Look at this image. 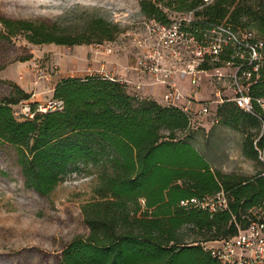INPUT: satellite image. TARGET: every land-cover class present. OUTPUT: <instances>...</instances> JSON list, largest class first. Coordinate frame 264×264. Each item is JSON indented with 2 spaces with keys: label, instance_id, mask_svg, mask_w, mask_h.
I'll return each instance as SVG.
<instances>
[{
  "label": "trees",
  "instance_id": "obj_1",
  "mask_svg": "<svg viewBox=\"0 0 264 264\" xmlns=\"http://www.w3.org/2000/svg\"><path fill=\"white\" fill-rule=\"evenodd\" d=\"M180 2L179 8L189 10L203 0ZM141 4L147 16L170 21L156 2ZM196 12L235 25L247 16L264 32V0H214ZM0 24L5 35L22 34L33 43H104L119 31L103 17L92 18L80 32L46 19L3 14ZM17 86L22 97L31 96ZM250 92L264 96V77ZM53 97L63 99L64 107L33 117L14 113L19 98H0V139L15 147L25 184L42 195L50 194L80 164L98 168L94 196L82 205L89 231L65 245L63 264H220L202 242L247 227L255 217L251 209L264 200L262 170L246 176L215 169L189 139L187 112L138 96L126 83L101 73L64 77ZM217 112L228 125H258V119L233 100L218 104ZM243 150L257 157L252 133ZM221 188L229 191L226 210L211 213L181 204V199Z\"/></svg>",
  "mask_w": 264,
  "mask_h": 264
},
{
  "label": "rangeland",
  "instance_id": "obj_2",
  "mask_svg": "<svg viewBox=\"0 0 264 264\" xmlns=\"http://www.w3.org/2000/svg\"><path fill=\"white\" fill-rule=\"evenodd\" d=\"M152 1L170 19L187 11L178 7L180 0ZM0 14L46 19L72 32L86 29L94 17H103L119 27L115 38L102 45L98 42L67 45L33 43L22 34L7 36L0 24V98H19L14 107L25 99L45 101L53 97L55 86L64 77L99 73L103 68L123 74L111 68V62L122 67L134 58V34L144 32L142 20L148 17L141 0H0ZM233 25L239 31L250 29L264 38V32L247 16ZM107 43H112V53L106 52ZM176 80L182 89H188V80ZM199 83L200 100L215 99L217 89L223 97L231 93L229 78H204ZM17 85L31 96L22 97ZM190 130L189 139L215 169L246 176L263 169L257 157H249L243 150L245 138L251 133L252 138L257 135L258 125L251 122L228 125L217 112V116H195ZM97 171L94 165L80 164L66 173L50 194L42 195L25 184L15 147L0 139V264H63L65 245L89 231L82 205L94 196Z\"/></svg>",
  "mask_w": 264,
  "mask_h": 264
},
{
  "label": "built area",
  "instance_id": "obj_3",
  "mask_svg": "<svg viewBox=\"0 0 264 264\" xmlns=\"http://www.w3.org/2000/svg\"><path fill=\"white\" fill-rule=\"evenodd\" d=\"M213 1L203 0L199 6ZM196 9H189L170 21L154 16L142 20L144 32L134 34L135 62L128 67L138 76L137 79L117 75L105 68L99 73L126 83L138 96H143L140 92L146 83L143 77L165 84L164 101L187 112L191 127L195 116H217L218 104L233 100L258 119L259 132L253 137V146L264 175V96H254L250 92L251 85L264 77V38L250 29L239 31L231 22L211 20L197 14ZM111 44L105 46L107 53L114 51ZM178 74L189 77L193 86L191 96H186L179 87L176 80ZM204 76L218 80L229 78L231 93L223 97L217 89L215 99L195 98ZM63 107L64 100L61 98L51 97L45 101L25 99L14 107V113L19 117H33L37 112ZM181 204L197 206L211 213L226 210L230 207L229 191L221 188L213 194L181 199ZM251 210L255 217L247 227L239 228L237 234L202 242L203 248L220 264H264V200Z\"/></svg>",
  "mask_w": 264,
  "mask_h": 264
},
{
  "label": "crops",
  "instance_id": "obj_4",
  "mask_svg": "<svg viewBox=\"0 0 264 264\" xmlns=\"http://www.w3.org/2000/svg\"><path fill=\"white\" fill-rule=\"evenodd\" d=\"M108 62V61H107ZM107 62H105V64H107L108 65V63ZM135 62V56H134V58L133 59H131L130 61H128L127 62V64L125 65H123L122 67L121 66H119V64H117V63H114V62H111V64H112V67L111 68H116V70H118V72H120V73H122L123 72V74L124 75H127L128 77H131V78H134V79H137L138 78V76L132 71V70H130L128 67H129V65H131V64H133ZM102 63H104V62H102ZM98 67H100V66H98ZM89 69V68H88ZM176 78H178V80H180V81H184V79H186V80H188V82H189V87H188V89H182L180 86V88H181V90L183 91V93L186 95V96H191V94H192V92H193V86H192V84L190 83V79H189V77H187V76H182V75H177L176 76ZM204 78H209L208 76H204L203 77V79ZM143 80H145L146 81V83L143 85V87L141 88V94L143 95V96H150V97H153V98H155V99H157L159 102H161V103H163V104H167L165 101H164V99H163V94H164V92H165V90H166V86H165V84H163V83H155V82H152V81H150V78L149 77H143L142 78ZM200 86L201 85H199V90H198V92H197V94L199 93V91H200ZM195 95V98H198V95ZM200 100V99H199Z\"/></svg>",
  "mask_w": 264,
  "mask_h": 264
}]
</instances>
